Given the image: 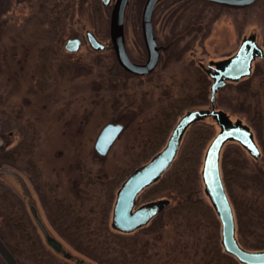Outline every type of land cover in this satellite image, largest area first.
<instances>
[{
    "label": "rangeland",
    "instance_id": "rangeland-1",
    "mask_svg": "<svg viewBox=\"0 0 264 264\" xmlns=\"http://www.w3.org/2000/svg\"><path fill=\"white\" fill-rule=\"evenodd\" d=\"M53 1L55 11L49 12L55 21L41 15ZM144 2L129 0L124 17L128 54L137 61L147 56L141 27ZM111 9L112 4L101 0H10L7 5L0 0L1 233L20 246L21 229L11 217L15 194L28 215L29 200L36 203L48 227L66 237L65 247L81 261L50 252L51 261L20 255L21 264H217V248L223 249L221 222L201 176L205 150L219 130L212 117L187 128L172 164L138 194L137 204L168 198L162 212L125 233L110 224L112 206L123 179L165 145L179 117L188 109L211 106L212 79L199 62L207 67L211 60L227 57L251 33L264 48V0L239 8L208 0H161L152 23L157 42L166 48L156 69L142 76L125 74L116 61ZM86 29L109 46L93 49ZM71 36L82 39L74 52L64 48ZM203 79L207 99L183 102L204 91ZM214 102L251 126L261 150L254 158L238 142L228 141L220 169L239 242L264 248V57L254 60L249 76L221 87ZM110 121L122 122L124 128L102 155L94 143ZM110 193L105 225L102 208ZM182 200L196 206L188 220L191 205L180 209ZM248 201L253 211L245 215Z\"/></svg>",
    "mask_w": 264,
    "mask_h": 264
},
{
    "label": "water",
    "instance_id": "water-1",
    "mask_svg": "<svg viewBox=\"0 0 264 264\" xmlns=\"http://www.w3.org/2000/svg\"><path fill=\"white\" fill-rule=\"evenodd\" d=\"M129 0H101L103 5L112 4L110 13V39L116 59L121 67L134 74H146L153 71L159 61L160 47L157 44L153 30L152 15L156 4L161 0H145L142 14L141 27L143 40L147 49L145 62H136L128 54L124 17ZM229 7H244L255 0H208ZM85 36L88 44L95 50H103L106 43L95 32L86 29ZM81 39L73 36L66 39L64 48L68 51H77ZM264 57V48L258 43L255 33L244 36L237 50L225 58L209 62L210 77V107L188 109L174 124L168 139L145 163L135 167L122 181L116 190L111 212V226L121 232H132L146 225L156 214L162 211L169 203L168 198H156L145 201L136 206L138 194L150 184L158 181L162 174L174 161L180 148L187 128L194 122L212 117L219 126V130L209 142L203 158L201 176L204 192L210 200L220 222L221 243L223 248L243 264H264V248L250 249L242 246L236 236V220L234 209L223 183L220 156L224 144L235 141L242 145L254 158H259L261 150L255 140L251 126L242 118L233 119L222 108L215 106L217 91L228 81H238L252 73V65L256 58ZM124 128L119 121H110L100 129L94 146L99 154H106L114 141ZM1 129V120H0ZM29 210L33 221L42 233L45 243L64 258L80 263L79 256L65 247L54 233L50 231L44 218L38 213L36 203L29 200ZM0 255L6 264H19L17 257L0 236Z\"/></svg>",
    "mask_w": 264,
    "mask_h": 264
},
{
    "label": "trees",
    "instance_id": "trees-1",
    "mask_svg": "<svg viewBox=\"0 0 264 264\" xmlns=\"http://www.w3.org/2000/svg\"><path fill=\"white\" fill-rule=\"evenodd\" d=\"M125 74H128L127 71L122 69ZM204 80L203 88L204 91L201 90L197 94L183 98V102L186 103H203L205 99L208 97V89L206 88V80ZM205 86V87H204ZM262 193H264V187L261 188ZM112 193L109 194V198L105 201V204L102 208L103 217H104V223L106 225V218L110 215V201ZM10 203H12L13 210L11 212V217L14 219L15 226L20 230L21 234V242L20 246H13L11 245L7 240L4 239L1 230H0V236L4 240V242L8 245V247L11 249V251L14 253V255L17 257L19 264H21V256L25 255L28 258H33L34 260H40V261H51L52 255L49 246L45 243L43 238H40V234L37 231V226L33 221V218L31 215H28L26 209L24 208L21 201L17 200L16 195L13 194L11 196ZM179 208L183 209L184 207H187V205H191L189 207V210H187V217L185 218L188 220L189 215L191 212H193L196 208L195 204L193 202L182 200L179 202ZM244 206V204H243ZM242 206V207H243ZM18 208V209H17ZM244 214H250L253 211V206L251 203H246L245 208L242 210ZM186 220V221H187ZM188 223V221H187ZM254 225V223H253ZM217 252L219 253V257L216 259L217 264H239L238 260L232 255L225 252H222V248L218 247ZM92 260V259H91ZM224 260V262H222ZM0 264H6L3 257L0 255Z\"/></svg>",
    "mask_w": 264,
    "mask_h": 264
},
{
    "label": "flooded vegetation",
    "instance_id": "flooded-vegetation-1",
    "mask_svg": "<svg viewBox=\"0 0 264 264\" xmlns=\"http://www.w3.org/2000/svg\"><path fill=\"white\" fill-rule=\"evenodd\" d=\"M9 1H10V0H5V5H7V3H9ZM255 1H257V0H255ZM55 4H56V1H53V4H52L50 10H49V9L46 10L45 7H44V5H43L44 9L42 8V13H41V15H44V16H48V15H50V16H52V17H50V19L53 20V21H55V20H54V19H55V16H53V15L49 12V11H53V12L55 11V8H56V7H55V6H56ZM228 7H229V6H228ZM233 8H235V7H233ZM238 8H239V7H238ZM153 13H154V12H153ZM54 15H55V14H54ZM152 16H153V15H152ZM49 21H50V20H49ZM152 21H153V20H152ZM153 29H154V28H153ZM85 31H86V30H85ZM71 37H73V36H71ZM76 37H79V36H76ZM79 38H80V37H79ZM80 39H81V38H80ZM85 39H86V36H85ZM86 41H87V40H86ZM156 41H157V40H156ZM87 43H88V42H87ZM157 44H158V46L160 47V57H161V50H162L163 48H166V46H162V45H160L158 42H157ZM81 45H82V39H81ZM81 45H80V47H81ZM108 46H109V45L106 43V47H108ZM111 46H112V45H111ZM144 46H145V45H144ZM52 47L54 48L53 45H52ZM80 47H79V48H80ZM106 47H105V48H106ZM111 48L113 49V47H111ZM145 48H146V46H145ZM113 51H114V49H113ZM127 51H128V50H127ZM71 52H74V51H71ZM146 53H147V52H146ZM130 57H131V56H130ZM160 57H159V61H160ZM131 58H132V57H131ZM132 59H133V58H132ZM146 59H147V56H146ZM146 59H145L144 61H137V60H135V59H134V60H135L136 62H145ZM220 59H221V58H220ZM159 61H158V63H159ZM198 65H199V68L201 67L203 70H205V72L207 73L208 78H211V77H210V74H209V70H211L212 68L210 67V65H207V67H206V65L202 64V62H199ZM157 66H158V64H157ZM157 66H156V67H157ZM155 69H156V68H155ZM155 69H154V70H155ZM130 74H131V73H130ZM135 75H140V76H142V75H146V74H135ZM241 79H243V78H241ZM241 79H239V80H241ZM239 80H238V81H239ZM238 81H228L227 83H229V82H238ZM227 83H226V84H227ZM82 122H83V121H81V123H82ZM49 128H50V129L53 128V125H51V123H49ZM7 129H8V126L5 125V120H4V122H3V131L5 130V132H6ZM5 136H6V134H5ZM40 137H41V134L38 132V134H37V138H40ZM34 141H35V140H34ZM37 143H38V142H37ZM241 146H242V145H241ZM242 147H243V146H242ZM33 148H34V147H33ZM243 148H244V147H243ZM244 149H245V148H244ZM124 179H125V178H124ZM124 179H123V180H124ZM37 180H38V179H37ZM121 183H122V182H121ZM121 183H120V184H121ZM119 186H120V185H119ZM117 189H118V188H117ZM139 204H140V203H139ZM139 204L136 203V206L139 205ZM167 206H168V205H167ZM167 206H166V207H167ZM166 207H165V208H166ZM165 208H164V209H165ZM164 209H163V210H164ZM163 210H162V211H163ZM162 211H160V212H162ZM160 212H159V213H160ZM159 213H158V214H159ZM158 214H156V215H158ZM156 215H155V216H156ZM155 216H154V217H155ZM34 223H35V222H34ZM50 224H51V223H50ZM52 224L55 225V224H54V221H52ZM47 225H48V223H47ZM142 227H144V226H141V227H139V228H137V229H140V228H142ZM53 228H54V227H53ZM37 229H38V228H37ZM54 229H55V228H54ZM137 229H135V230H137ZM38 230H39V229H38ZM135 230H134V231H135ZM50 231H51L52 233H54V231H52L51 229H50ZM55 231H57V230L55 229ZM57 232L59 233V231H57ZM55 233H56V232H55ZM55 233H54V234H55ZM59 234H60V233H59ZM40 235H41V238H43L41 232H40ZM55 235H56V234H55ZM56 237H58V235H56ZM62 237L66 239V237H65L64 235H62ZM62 237L60 236V238H59V237H58V238H59L61 241H63V238H62ZM43 240H44V238H43ZM222 247H223V246H222ZM49 248H50V250H51L52 253L55 252L56 254H58V253H57L56 251H54L50 246H49ZM247 248H248V247H247ZM222 252L228 253L224 248L222 249ZM53 254H54V253H53ZM228 254H230V253H228ZM54 255H55V254H54ZM59 255H60V254H59ZM65 260H66V261H69V260L66 259V258H65Z\"/></svg>",
    "mask_w": 264,
    "mask_h": 264
}]
</instances>
